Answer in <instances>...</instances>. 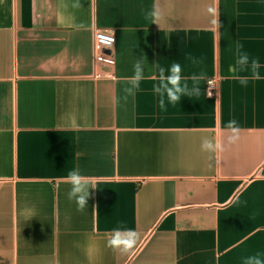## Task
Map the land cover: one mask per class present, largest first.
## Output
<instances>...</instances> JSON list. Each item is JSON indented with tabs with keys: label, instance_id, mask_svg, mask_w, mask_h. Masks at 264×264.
Returning <instances> with one entry per match:
<instances>
[{
	"label": "crops",
	"instance_id": "crops-1",
	"mask_svg": "<svg viewBox=\"0 0 264 264\" xmlns=\"http://www.w3.org/2000/svg\"><path fill=\"white\" fill-rule=\"evenodd\" d=\"M96 29L115 37L112 77L92 76ZM238 45L260 80L229 72ZM173 63L200 92L161 108L153 86ZM75 168L97 186L83 212L67 197ZM116 229L139 233L130 252L108 246ZM251 257L264 264V0H0V264Z\"/></svg>",
	"mask_w": 264,
	"mask_h": 264
},
{
	"label": "clouds",
	"instance_id": "clouds-1",
	"mask_svg": "<svg viewBox=\"0 0 264 264\" xmlns=\"http://www.w3.org/2000/svg\"><path fill=\"white\" fill-rule=\"evenodd\" d=\"M154 18V23L160 18V14L157 10H154L150 14ZM219 25V21H215ZM242 46H237V58L235 65L229 66V72H236L238 69L240 71L251 72V79L260 80L262 77L259 72L261 67L258 59L250 60L247 53L240 52ZM182 67L179 63H173L168 69L163 67L159 68L158 82L154 84L153 91L160 97L159 106L161 108L165 105V98L168 103L176 104L181 100L183 95H199V87L193 86L191 89L188 88L187 84H181V81L185 78L182 76ZM145 78V67L144 62L138 60L133 66V75L130 77H125V87L123 88L124 99L126 100L128 96H133L135 91L139 89L140 82ZM204 75L193 74L190 79L194 82L204 79ZM239 79L241 85L246 86L248 83V76L234 77ZM237 122L231 120L228 122V128L231 129L233 133L238 132L236 127ZM238 136H230L229 143H235ZM201 149L203 151L214 153L221 149V144L219 142H214L212 139L205 138L201 143ZM66 183L70 185L67 192V197L72 200L77 205V211L83 212L87 207L88 199L90 197V190L97 188L96 182L92 178L85 176L81 173L80 169L75 168L68 172L66 178ZM140 239L139 233L132 229H116L114 230L111 238L108 240V246L113 250L120 251L122 253H128L137 245ZM249 264H261V260L258 257L249 258Z\"/></svg>",
	"mask_w": 264,
	"mask_h": 264
},
{
	"label": "built area",
	"instance_id": "built-area-1",
	"mask_svg": "<svg viewBox=\"0 0 264 264\" xmlns=\"http://www.w3.org/2000/svg\"><path fill=\"white\" fill-rule=\"evenodd\" d=\"M114 42V35L108 31L96 29L93 32L92 62L94 70L92 72V76L94 78H108L113 76L115 57L111 49ZM205 91L208 96L216 97L217 78L215 76L208 77L206 79Z\"/></svg>",
	"mask_w": 264,
	"mask_h": 264
}]
</instances>
